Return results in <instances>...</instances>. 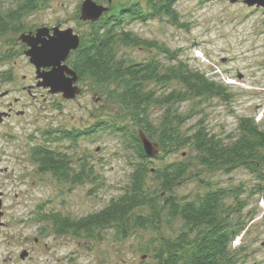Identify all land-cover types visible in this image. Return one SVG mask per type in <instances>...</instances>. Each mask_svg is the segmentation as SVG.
<instances>
[{
    "label": "rangeland",
    "instance_id": "rangeland-1",
    "mask_svg": "<svg viewBox=\"0 0 264 264\" xmlns=\"http://www.w3.org/2000/svg\"><path fill=\"white\" fill-rule=\"evenodd\" d=\"M20 1L0 0V10L15 9ZM94 1L109 5L110 10L129 1L145 4V0H111L110 4L107 0ZM82 2L47 0L39 4L33 19L42 24L59 25L62 29L70 27L81 34L88 30L87 22L79 18ZM174 6L183 26H176L167 18H153L135 20L127 29L142 39L155 41L176 52L177 59L188 68L204 73L225 88L226 97L208 95L176 104L177 112L182 115L192 113L181 130L190 134L201 123L207 131L228 142V137L237 135L241 117H252L264 127L263 9L225 0H178ZM119 52L135 62L149 58L157 59L165 66L176 62L169 61L156 48L129 47L121 48ZM77 84L81 92L74 99L66 100L60 94L43 91L42 96L35 98V106L40 107L42 131L50 126L53 132L83 130L101 119L129 121L126 112L91 80L82 78ZM152 85L157 87V92H168L175 86ZM150 109L155 123L164 109L157 106ZM50 146L66 152L74 163L82 159L87 166H92L94 177L80 184L58 182L28 161L20 144L11 142L9 153L19 155L20 160L9 167H13L14 174L23 173L26 211L34 212L26 230L29 257L16 264H152L150 254L143 250L153 234L147 230H136L124 239L116 238L112 230L102 231L101 239H87L70 233L55 235L50 230L42 232V227H48L45 221L37 220L42 213L78 218L106 206L111 198L123 192L133 168L130 163L134 162L132 151L125 148L118 136L107 132L81 137L75 144L61 140L51 142ZM193 154L189 147L166 155L158 149L153 164L159 166L163 162L182 160L189 163L193 177L186 178L175 188V193L181 197L201 194L209 186L243 187V197L248 201L244 209L247 223L239 235V242L233 245L244 247L245 264H264V194H252L257 176L242 166L229 172L206 169L191 158ZM261 171L264 172V168ZM163 232L173 233L168 227H163ZM35 238L38 243L33 242Z\"/></svg>",
    "mask_w": 264,
    "mask_h": 264
},
{
    "label": "trees",
    "instance_id": "trees-1",
    "mask_svg": "<svg viewBox=\"0 0 264 264\" xmlns=\"http://www.w3.org/2000/svg\"><path fill=\"white\" fill-rule=\"evenodd\" d=\"M46 1L21 0L15 9L34 10ZM177 1L145 0L143 5L139 1L120 3L99 20L87 21L88 30L81 33L79 45L66 63L77 73L78 80L87 78L101 88L126 112L129 121L101 119L83 130L54 131L53 143L67 140L75 144L81 137L111 133L132 151L133 168L123 192L100 210L78 218L53 212L42 213L38 218L48 223L55 235L70 233L87 239H101L104 230H112L120 239L136 230L150 231L153 234L143 250L150 254L152 264H245L244 247L233 245L247 223L245 189L209 186L193 197L178 196L175 188L186 178L193 177L189 163L182 160L155 166L153 159L158 156L145 155L139 140L141 131L158 144L164 155L189 147L194 152L191 158L209 170L229 172L242 166L257 176L252 194H264V172L261 171L264 168V127L252 117H241L237 135L228 137V142L207 131L201 123L190 134L183 132L181 126L192 113L182 115L175 105L208 95L226 97L225 88L204 73L188 68L177 59L176 52L127 29L135 20L153 18H167L172 24L183 26L174 6ZM129 47L156 48L169 61L176 62L168 66L154 58L135 62L119 54L121 48ZM151 84L175 86L168 92H157V87ZM152 106L164 109L155 123L151 119ZM50 144L51 141L31 150V159L41 173H49L58 182L70 184H80L94 177L92 166H87L82 159L72 162L66 152ZM163 227L173 233H164Z\"/></svg>",
    "mask_w": 264,
    "mask_h": 264
},
{
    "label": "flooded vegetation",
    "instance_id": "flooded-vegetation-1",
    "mask_svg": "<svg viewBox=\"0 0 264 264\" xmlns=\"http://www.w3.org/2000/svg\"><path fill=\"white\" fill-rule=\"evenodd\" d=\"M35 12L36 9L0 10V165L3 164L0 166V264H16L29 257L26 230L34 213L26 211L23 173L14 174L13 167H9L20 160L19 155L9 153L10 144H20L28 161L35 164L31 159L33 147L53 142V127L46 131L40 129V107L35 106V98L42 96L41 91L53 95L49 88L43 87L39 77L52 67L37 69L26 52L30 49L27 41L40 46L42 41L53 37L54 26L37 22L33 19ZM37 30L42 33L36 35ZM75 33L81 40V34ZM41 229L43 233L49 230L48 227ZM33 242L38 243V239ZM23 252L26 254L21 258Z\"/></svg>",
    "mask_w": 264,
    "mask_h": 264
},
{
    "label": "water",
    "instance_id": "water-1",
    "mask_svg": "<svg viewBox=\"0 0 264 264\" xmlns=\"http://www.w3.org/2000/svg\"><path fill=\"white\" fill-rule=\"evenodd\" d=\"M229 3L242 2L247 7L262 8L264 11V0H225ZM110 4L111 0H107ZM109 11V5L98 4L94 0H83L79 7V18L83 22H95L103 14ZM42 30H37L36 35H40ZM80 39L79 35L72 28L60 29L53 27V37L47 41H42L38 46L32 41H27L30 49L26 52L30 62L37 69L52 67L50 71L44 72L41 77V84L49 88V92L60 94L63 99L71 100L80 94L81 88L78 86V75L69 67L66 60L70 52L77 49ZM143 151L148 157H154L158 153V144L151 141L143 132H138ZM26 253L21 254L24 258Z\"/></svg>",
    "mask_w": 264,
    "mask_h": 264
},
{
    "label": "built area",
    "instance_id": "built-area-1",
    "mask_svg": "<svg viewBox=\"0 0 264 264\" xmlns=\"http://www.w3.org/2000/svg\"><path fill=\"white\" fill-rule=\"evenodd\" d=\"M239 242V237L235 238L234 241H233V244Z\"/></svg>",
    "mask_w": 264,
    "mask_h": 264
}]
</instances>
